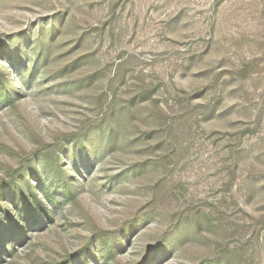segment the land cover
Here are the masks:
<instances>
[{
  "label": "rangeland",
  "instance_id": "374dc122",
  "mask_svg": "<svg viewBox=\"0 0 264 264\" xmlns=\"http://www.w3.org/2000/svg\"><path fill=\"white\" fill-rule=\"evenodd\" d=\"M0 192V264H264V0H0Z\"/></svg>",
  "mask_w": 264,
  "mask_h": 264
},
{
  "label": "trees",
  "instance_id": "16d2710c",
  "mask_svg": "<svg viewBox=\"0 0 264 264\" xmlns=\"http://www.w3.org/2000/svg\"><path fill=\"white\" fill-rule=\"evenodd\" d=\"M9 94H10V93L7 92V95H9ZM61 178H63V175H61ZM62 180H63V179H62ZM62 180H60V183H61V184H64V186H66V182H65V181L62 182ZM10 191H11L12 194L14 193V191H13L12 188L10 189ZM0 194L2 195L1 197H4V194H3V193L0 192ZM31 198H33V196H31ZM20 201H22L21 203H26V204H28V201H27V199H25V198H22V197H21V198H20ZM35 202L37 203L38 210H41V209H42L41 202H39V201H37V200H35ZM26 204H25V205H26ZM25 205H24V206H25ZM19 213H20V212H19ZM20 215H22V214H20ZM20 217H21V216H20ZM3 253H6V251H5L3 248L0 247V255L3 254Z\"/></svg>",
  "mask_w": 264,
  "mask_h": 264
}]
</instances>
